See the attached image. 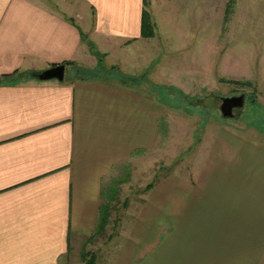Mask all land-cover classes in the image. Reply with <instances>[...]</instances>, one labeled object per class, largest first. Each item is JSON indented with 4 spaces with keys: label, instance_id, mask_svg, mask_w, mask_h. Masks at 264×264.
<instances>
[{
    "label": "crops",
    "instance_id": "1",
    "mask_svg": "<svg viewBox=\"0 0 264 264\" xmlns=\"http://www.w3.org/2000/svg\"><path fill=\"white\" fill-rule=\"evenodd\" d=\"M51 1L0 0V264H79L113 168L158 142L156 93L83 72L86 40L104 66L147 41L143 0ZM64 62L62 82L35 78ZM220 134L197 185L153 188L112 264H264V148L227 134V160Z\"/></svg>",
    "mask_w": 264,
    "mask_h": 264
},
{
    "label": "rangeland",
    "instance_id": "2",
    "mask_svg": "<svg viewBox=\"0 0 264 264\" xmlns=\"http://www.w3.org/2000/svg\"><path fill=\"white\" fill-rule=\"evenodd\" d=\"M52 1L65 14H73L75 0ZM146 3L153 37L126 45L119 54L116 50L110 64L102 62L100 75L115 76L157 94L163 101L158 142L150 152L135 154L115 166L104 183L123 182L104 236L91 243L89 237L83 240L81 253L94 254V264H112L149 199L153 189L146 192L148 185L163 183L166 175V180L177 179L184 188L197 185L219 131L225 133L218 143L227 160V134L264 148V0H237L228 21L224 17L229 0ZM97 70L93 75H99ZM240 95L245 99L243 109L235 112L234 119H223L220 99ZM171 199L167 205L186 204L178 196Z\"/></svg>",
    "mask_w": 264,
    "mask_h": 264
},
{
    "label": "trees",
    "instance_id": "3",
    "mask_svg": "<svg viewBox=\"0 0 264 264\" xmlns=\"http://www.w3.org/2000/svg\"><path fill=\"white\" fill-rule=\"evenodd\" d=\"M236 2H237V0H229V3H228L227 8H226V12H225V17H224L225 21H228L230 15L233 12V7L235 6ZM146 6H147L146 0H143V11H142V16H141V38H143V39L151 38L154 35V32H153L154 26L152 24V20H151L149 13L145 10ZM86 44H87L89 51L93 54V56L97 60L98 71H104L102 69V62H103L104 55L97 52L95 46L91 42L86 40ZM61 65L70 66V65H74V63L64 62ZM83 72H84V74L88 73L89 75H93V73H95V71H89V70H87V71L83 70ZM16 74H17V72H15L11 75H8L5 78L12 79ZM222 82L230 84V85H235V86H239V85L240 86H249L250 85L248 83L237 82V81L222 80ZM124 83H127V81H124ZM128 84H131V83L129 82ZM168 176L169 175H166V176L162 177V179L164 180ZM160 182H161V180H158L155 183L148 185L146 188V192L152 190ZM122 183L123 182L120 180L114 181L113 184L109 185L108 188L106 189V191L103 193L104 202L101 204L100 209H99L98 223H97L95 230L92 233V235L87 239L88 243L93 242L94 239H96L98 237L104 236V234L106 232V228L110 222V213L112 212L111 208L113 207V203L118 198V193H117L118 186H120ZM94 261H95V255L94 254L86 252V251L81 253V263L82 264H94Z\"/></svg>",
    "mask_w": 264,
    "mask_h": 264
},
{
    "label": "water",
    "instance_id": "4",
    "mask_svg": "<svg viewBox=\"0 0 264 264\" xmlns=\"http://www.w3.org/2000/svg\"><path fill=\"white\" fill-rule=\"evenodd\" d=\"M34 76L39 81L56 80L62 82L65 76V67L63 65H57L36 73ZM244 102L245 99L243 95L221 98L218 107L221 117L227 120L234 119L235 112H240L243 109Z\"/></svg>",
    "mask_w": 264,
    "mask_h": 264
}]
</instances>
